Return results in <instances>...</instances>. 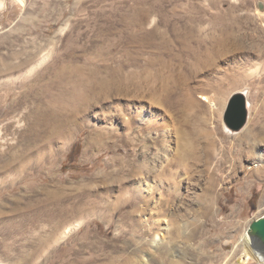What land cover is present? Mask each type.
<instances>
[{
	"label": "rangeland",
	"instance_id": "obj_1",
	"mask_svg": "<svg viewBox=\"0 0 264 264\" xmlns=\"http://www.w3.org/2000/svg\"><path fill=\"white\" fill-rule=\"evenodd\" d=\"M263 74L264 0H0V264H228L264 216V162L238 143L264 124ZM235 94L240 131L224 120ZM186 145L217 160L173 167L178 198L161 208L159 192L138 217L152 233L111 218L146 178H119L125 161L157 171ZM55 205L88 215L55 229Z\"/></svg>",
	"mask_w": 264,
	"mask_h": 264
},
{
	"label": "bare ground",
	"instance_id": "obj_2",
	"mask_svg": "<svg viewBox=\"0 0 264 264\" xmlns=\"http://www.w3.org/2000/svg\"><path fill=\"white\" fill-rule=\"evenodd\" d=\"M258 73H259L258 70H255L252 72V75H255ZM258 82L260 84H264V74H263V76L259 77ZM116 92L118 93L117 90H116ZM204 99L206 101L209 100L208 98H204ZM144 112H145V109L139 108L137 110L134 118L142 120L144 123L147 122V125H146L147 129H155V128L162 127L163 132L167 131V128H166L165 124L163 123V121H162V124H161V122H157L156 118L161 117V116H158V114L156 115L155 113L150 112L149 115L151 117H153V118H151L150 116H146L144 114ZM156 122L160 126H156V124H154ZM56 129H57L56 131H58L57 127H56ZM226 130L229 133L231 132L227 128H226ZM147 132H148V130H147ZM163 136H164L163 140L165 141V144L168 147L167 132H165V134ZM263 136H264V124H261L260 122L257 121L253 126L248 128L238 139L239 144L250 145L249 147L246 146L245 149H241L242 156L244 157V155H247L250 151H252V153L256 154V156H257L256 157L257 162L259 164L263 163L264 162L263 153H261V151L259 149L256 151V146L258 144H260V143L264 144V137ZM238 143H237V145H239ZM197 150L198 149L195 147V145H189L188 147L186 145L185 152L187 153L186 154L187 156L186 155H180L177 157L176 161H174V162L171 161L170 163H168L169 165L165 166V168L161 167V169H158L157 171H154L153 168H149L150 166L148 167L147 164H144L145 162L139 166H136V163L132 164L129 161H125L124 165L122 166V168L120 169V171L117 174L119 178L121 177V175H125L124 173H126L125 172L126 169L129 173L128 176L134 177V175H136V176L140 175V176H144L146 178L144 180L142 179L140 182H136V183H133L130 185L128 183L127 185L129 187H127V188L129 190H127V188L124 187V189H125L124 190V200H123V202L121 201L122 203L120 204V206L118 205L119 207L114 209V211L111 213L112 214L111 218L112 219H117V218L121 219L122 225L123 226L126 225L130 228L131 227H141L144 224L145 234L150 233L151 231H154L155 229H152V227H150V228L147 227V225H146L147 222H145V223L143 222V224H142L141 219H139L138 217H141V215H143V213L146 211V209L148 210V208H147L148 206H146L145 204H150L149 203L150 200H152V199L154 200L155 195L159 194V192L160 193L162 192V198H163V195L167 196V199L165 201H163V200L160 201L161 208H163L165 206H169L170 204L173 203V201H175L176 198H178L177 197L178 193H179L178 190L181 188V185L183 184V180L179 179V173L173 171V167L175 168V166H180V165L184 164V162L188 161V162H191V164L193 163V165L198 164V163H203V166H206L205 168L207 171L211 168L214 161L217 160V154H216L217 148L215 149V146L208 145V146L204 147V149L201 151V154H199L200 152L198 153ZM200 155H202V156H200ZM189 165L190 164L187 163V167H189ZM156 167H154V168H156ZM159 167H160V165H159ZM135 168H136V170H135ZM257 168L258 169L255 171V173L262 174L263 170H264L263 167H257ZM190 169H191V166H190ZM188 170H189V168H188ZM252 171H254V170H252ZM146 175H148V178ZM147 181L149 182V184L147 183ZM151 181H152V184H151ZM208 183L210 185L211 191L212 190L215 191L216 190V180L213 177H210V179L208 180ZM189 185H191V184H189ZM163 192H165V193H163ZM119 203L120 202H118V204ZM262 203H264V200L262 201ZM96 207H97V211H98V208L101 209L100 205H98ZM84 208L83 209L82 208L81 209L80 208H77V209L70 208L69 210H59L57 208V206L55 205L56 211L55 212L53 211L52 217H51L54 228L55 229L60 228L63 224L67 223L68 221H70L72 218L78 216L79 214L83 213L84 216L88 215V214H86L87 210H85ZM94 209H95V207H94ZM79 217L81 218L82 215ZM147 221H149V219ZM77 227H78V225L71 226L70 228L67 226L65 228L66 231H65L64 235H68L71 231L75 230ZM156 237L158 238V235H156ZM58 240L59 239H56L55 242L57 243ZM240 242H241V244L238 247L239 251L237 250L234 253L233 257H231L229 259L228 264H233L232 260H235L236 257H237V259L239 258L238 264H255V263L261 264L259 260L264 258V248L262 247L261 243L259 241H257L256 239H254V237H252V235L249 234L248 231H246L244 233ZM238 252L241 253L240 257H238L239 256ZM223 258H224V254L223 255L220 254V255L216 256V255H213L210 253H205L203 256L200 257L199 260H200V262L201 261L202 262H205V261L214 262L215 261V262L219 263V262H221V260ZM142 264H148V263H147V261L142 260Z\"/></svg>",
	"mask_w": 264,
	"mask_h": 264
},
{
	"label": "water",
	"instance_id": "obj_3",
	"mask_svg": "<svg viewBox=\"0 0 264 264\" xmlns=\"http://www.w3.org/2000/svg\"><path fill=\"white\" fill-rule=\"evenodd\" d=\"M224 120L226 126L232 131H240L245 127L248 120V104L243 94H235L231 97ZM248 232L264 248V216L253 221Z\"/></svg>",
	"mask_w": 264,
	"mask_h": 264
}]
</instances>
